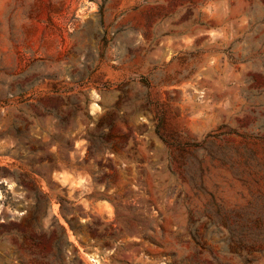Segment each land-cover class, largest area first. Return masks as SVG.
I'll return each instance as SVG.
<instances>
[{"label":"rangeland","instance_id":"374dc122","mask_svg":"<svg viewBox=\"0 0 264 264\" xmlns=\"http://www.w3.org/2000/svg\"><path fill=\"white\" fill-rule=\"evenodd\" d=\"M36 259L264 264V0H0V264Z\"/></svg>","mask_w":264,"mask_h":264},{"label":"trees","instance_id":"16d2710c","mask_svg":"<svg viewBox=\"0 0 264 264\" xmlns=\"http://www.w3.org/2000/svg\"><path fill=\"white\" fill-rule=\"evenodd\" d=\"M37 261H39L42 264H45L44 262L40 261L39 259H36ZM82 263V260L80 261Z\"/></svg>","mask_w":264,"mask_h":264}]
</instances>
